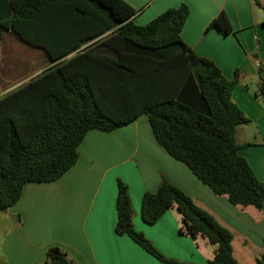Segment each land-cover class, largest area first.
I'll return each mask as SVG.
<instances>
[{"label": "trees", "instance_id": "trees-1", "mask_svg": "<svg viewBox=\"0 0 264 264\" xmlns=\"http://www.w3.org/2000/svg\"><path fill=\"white\" fill-rule=\"evenodd\" d=\"M10 3L11 33L54 61L77 53L0 98V212L19 201L25 185L55 182L74 167L87 132H111L142 114L159 144L215 194L228 196L233 205L263 207L264 183L239 154L236 140L238 127L248 122L233 101L238 70L228 79L214 60L185 43L186 4L140 26L138 12L124 0ZM254 4L263 7L259 0ZM211 28L233 32L224 12ZM255 95L264 104L262 78ZM173 207L182 216L181 232L193 240L202 236L215 247L210 264H240L232 232L166 180L144 194L143 220L154 225ZM117 214V235H127L161 264H189L167 258L134 228L122 180ZM43 264L72 262L67 252L52 247Z\"/></svg>", "mask_w": 264, "mask_h": 264}, {"label": "crops", "instance_id": "crops-1", "mask_svg": "<svg viewBox=\"0 0 264 264\" xmlns=\"http://www.w3.org/2000/svg\"><path fill=\"white\" fill-rule=\"evenodd\" d=\"M10 1L0 0V90L5 89L3 76L15 73L17 66L31 67L34 71L28 78L33 79L77 53L54 61L43 49L11 33ZM124 1L138 12L135 23L140 26L186 4L190 14L181 34L185 43L197 55L214 60L228 79L238 70L233 101L248 119L237 129L239 154L264 183V104L255 95L264 79V0H259L263 7L254 0ZM223 12L233 32L207 30ZM16 41L24 46L22 58L11 56V42ZM78 152L77 163L60 179L25 185L19 201L0 212L1 261L43 264L48 250L59 247L72 264H161L127 235H117L119 180L128 186L134 228L167 258L210 264L215 247L202 236L193 240L181 232L182 216L176 207L154 225L143 220L144 194L156 192L165 180L181 188L232 232L233 255L240 264H258L264 257V205L261 209L233 205L228 196L215 194L159 144L146 114L111 132L90 130Z\"/></svg>", "mask_w": 264, "mask_h": 264}, {"label": "rangeland", "instance_id": "rangeland-1", "mask_svg": "<svg viewBox=\"0 0 264 264\" xmlns=\"http://www.w3.org/2000/svg\"><path fill=\"white\" fill-rule=\"evenodd\" d=\"M18 44H20L19 47ZM11 47H12V51H11V56L13 58H16L17 56L19 57H23V52L25 51V49L23 48L24 46L21 45V43H19V41H16L15 44H13L11 42ZM29 48V47H28ZM18 52L19 54L16 55L15 51ZM36 50V49H34ZM39 52H41L39 49H38ZM36 52V51H34ZM31 67H28L27 69H24L22 68L21 66H17L16 68V72H12L11 74L9 75H5L3 76L4 78V83H3V88H5L4 90H0V98L3 97L4 95H6L7 93H9L10 91H12L13 89L17 88L18 86L28 82L31 78L28 76L34 71L32 69H30ZM26 78V79H25Z\"/></svg>", "mask_w": 264, "mask_h": 264}]
</instances>
